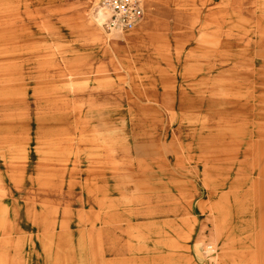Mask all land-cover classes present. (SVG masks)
Segmentation results:
<instances>
[{
    "label": "rangeland",
    "instance_id": "obj_1",
    "mask_svg": "<svg viewBox=\"0 0 264 264\" xmlns=\"http://www.w3.org/2000/svg\"><path fill=\"white\" fill-rule=\"evenodd\" d=\"M98 2L0 0V264H264V0Z\"/></svg>",
    "mask_w": 264,
    "mask_h": 264
},
{
    "label": "built area",
    "instance_id": "obj_2",
    "mask_svg": "<svg viewBox=\"0 0 264 264\" xmlns=\"http://www.w3.org/2000/svg\"><path fill=\"white\" fill-rule=\"evenodd\" d=\"M98 6L107 14L103 27L109 32H132L145 17L144 0H99Z\"/></svg>",
    "mask_w": 264,
    "mask_h": 264
},
{
    "label": "bare ground",
    "instance_id": "obj_3",
    "mask_svg": "<svg viewBox=\"0 0 264 264\" xmlns=\"http://www.w3.org/2000/svg\"><path fill=\"white\" fill-rule=\"evenodd\" d=\"M101 13V16H104L105 17V15L104 14H106V13H103V12H100ZM106 17H107V14H106Z\"/></svg>",
    "mask_w": 264,
    "mask_h": 264
}]
</instances>
